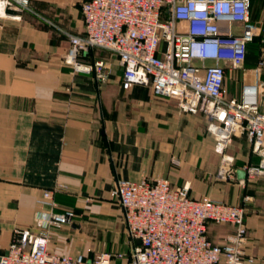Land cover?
Wrapping results in <instances>:
<instances>
[{
	"label": "crops",
	"instance_id": "crops-1",
	"mask_svg": "<svg viewBox=\"0 0 264 264\" xmlns=\"http://www.w3.org/2000/svg\"><path fill=\"white\" fill-rule=\"evenodd\" d=\"M83 1L30 0L34 12L0 18V252L14 227L38 230V213L71 208V225L49 228L50 249L92 258L102 252L109 222H124L110 195L116 180L166 177L174 186L189 184L193 198L244 206L245 251L255 257L253 264H264V177H235L227 189L218 186L206 176L218 156L203 117L181 112L175 100L156 97L149 86L123 89L122 69L107 50L94 48L82 57L109 62L104 83L64 62V31L83 34ZM241 82L228 88L230 95L239 93ZM239 148L244 157L236 168L258 162L248 140L244 152ZM53 189L51 208L42 194ZM228 227L207 235L220 243ZM127 238L130 251L138 243Z\"/></svg>",
	"mask_w": 264,
	"mask_h": 264
},
{
	"label": "built area",
	"instance_id": "built-area-1",
	"mask_svg": "<svg viewBox=\"0 0 264 264\" xmlns=\"http://www.w3.org/2000/svg\"><path fill=\"white\" fill-rule=\"evenodd\" d=\"M83 34L64 31L68 49L64 62L74 70L106 82L111 65L104 59L82 61L92 49L110 52L122 69L121 86H149L156 97L175 100L179 110L199 114L214 139L213 150L224 154L243 135L258 157L240 168L246 178L264 177V112L260 95L264 81V5L258 20L251 0H84L79 5ZM34 12L30 0H0V18L19 19ZM235 23L241 24L238 32ZM258 38L256 65L246 70L248 47ZM243 70L237 95L226 78ZM247 72L256 78L245 80ZM236 166L223 155L216 176L235 180ZM189 184L174 186L166 177L131 181L118 179L110 192L123 211L127 235L139 243L126 253L58 254L50 249L49 228L73 223L71 208L50 209L35 217V227H14L0 252V264H253L245 251L248 231L241 204L189 195ZM56 190L42 197L55 207ZM227 225L220 243L207 235L208 223Z\"/></svg>",
	"mask_w": 264,
	"mask_h": 264
},
{
	"label": "rangeland",
	"instance_id": "rangeland-1",
	"mask_svg": "<svg viewBox=\"0 0 264 264\" xmlns=\"http://www.w3.org/2000/svg\"><path fill=\"white\" fill-rule=\"evenodd\" d=\"M261 2H262V0H251V15H252V17H254L255 20H258V18H259V15L261 12V7H262ZM240 29H241V24L235 23L233 26V31L238 32V31H240ZM257 43H258V38L249 44L248 52H247V60H246V64H245L246 70H248V68L253 69V66L255 65ZM243 73L244 72L242 69L233 70L231 72V74L227 75L226 86L229 89H232L233 87L238 86V84H237L238 80L239 81L243 80ZM255 78H256V74L254 72H250V73L247 72L245 77H244L245 80H253ZM259 78H260V80L264 81V72L259 76ZM261 94H262L261 95V100H262L261 102L263 103V101H264V86H263V91ZM206 134L208 136L212 137V135L210 133H208L207 131H206ZM246 141H247V139L243 135H241L239 137H235L233 139V143L231 144V146H229L225 150L224 154H219V153L215 152L218 156L217 161L215 162V169L210 174H206V176L210 177V179H212L214 182H216L218 186H224L226 189L229 186H231V183L233 180H225V179L220 180L216 176V173H217L218 168L220 167V165L222 163L223 155L231 156L234 165L237 163L238 160L243 159L244 154L241 155L238 153L240 152L239 151L240 146L242 147V151L243 152L245 151L244 147L246 145ZM235 143H236V145H235ZM234 145L236 146V148L232 149L234 147ZM219 226H221V225L210 222L207 225V232H208V230L210 231L211 229H216ZM228 228H230V227H228ZM127 236L128 235L126 232L125 223L123 222L121 217L117 218V220L111 221L107 225L106 238H104L105 240L103 239L101 246H99V247L102 249V252H107V253H118L119 252V253H126L127 254L129 252V251H127V247L130 244Z\"/></svg>",
	"mask_w": 264,
	"mask_h": 264
},
{
	"label": "water",
	"instance_id": "water-1",
	"mask_svg": "<svg viewBox=\"0 0 264 264\" xmlns=\"http://www.w3.org/2000/svg\"><path fill=\"white\" fill-rule=\"evenodd\" d=\"M235 175L238 180H244L246 178V173L243 169L236 168L235 169ZM137 243H139V240H136Z\"/></svg>",
	"mask_w": 264,
	"mask_h": 264
},
{
	"label": "trees",
	"instance_id": "trees-1",
	"mask_svg": "<svg viewBox=\"0 0 264 264\" xmlns=\"http://www.w3.org/2000/svg\"><path fill=\"white\" fill-rule=\"evenodd\" d=\"M256 39H257V38H256ZM256 39H255V40H256ZM246 60H247V56H246ZM245 64H246V61H245Z\"/></svg>",
	"mask_w": 264,
	"mask_h": 264
}]
</instances>
